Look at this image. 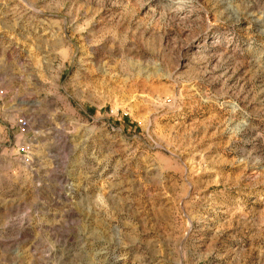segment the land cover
I'll return each mask as SVG.
<instances>
[{"label": "rangeland", "instance_id": "rangeland-1", "mask_svg": "<svg viewBox=\"0 0 264 264\" xmlns=\"http://www.w3.org/2000/svg\"><path fill=\"white\" fill-rule=\"evenodd\" d=\"M0 264H264V0H0Z\"/></svg>", "mask_w": 264, "mask_h": 264}, {"label": "built area", "instance_id": "built-area-1", "mask_svg": "<svg viewBox=\"0 0 264 264\" xmlns=\"http://www.w3.org/2000/svg\"><path fill=\"white\" fill-rule=\"evenodd\" d=\"M20 123H21L22 126H26V125H27V122H26L25 119H22V120L20 121Z\"/></svg>", "mask_w": 264, "mask_h": 264}]
</instances>
